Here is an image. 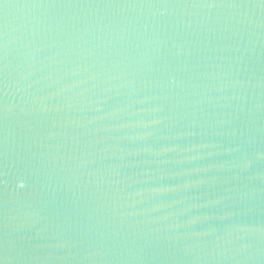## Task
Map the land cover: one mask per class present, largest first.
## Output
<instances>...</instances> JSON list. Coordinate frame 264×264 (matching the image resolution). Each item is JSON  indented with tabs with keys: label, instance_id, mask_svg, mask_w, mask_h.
<instances>
[{
	"label": "water",
	"instance_id": "water-1",
	"mask_svg": "<svg viewBox=\"0 0 264 264\" xmlns=\"http://www.w3.org/2000/svg\"><path fill=\"white\" fill-rule=\"evenodd\" d=\"M0 264H264V0H0Z\"/></svg>",
	"mask_w": 264,
	"mask_h": 264
}]
</instances>
